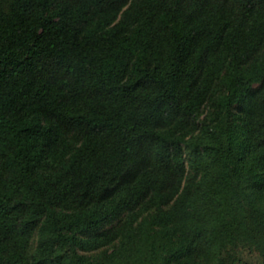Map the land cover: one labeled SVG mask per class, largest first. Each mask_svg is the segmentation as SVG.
Listing matches in <instances>:
<instances>
[{"label":"trees","instance_id":"16d2710c","mask_svg":"<svg viewBox=\"0 0 264 264\" xmlns=\"http://www.w3.org/2000/svg\"><path fill=\"white\" fill-rule=\"evenodd\" d=\"M0 264H264V0H0Z\"/></svg>","mask_w":264,"mask_h":264}]
</instances>
